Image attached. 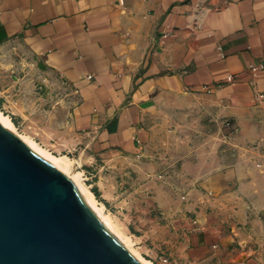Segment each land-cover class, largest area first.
<instances>
[{"label": "crops", "instance_id": "0c3cea01", "mask_svg": "<svg viewBox=\"0 0 264 264\" xmlns=\"http://www.w3.org/2000/svg\"><path fill=\"white\" fill-rule=\"evenodd\" d=\"M10 45L76 93L92 157L173 169L176 264H264V0H0Z\"/></svg>", "mask_w": 264, "mask_h": 264}, {"label": "rangeland", "instance_id": "374dc122", "mask_svg": "<svg viewBox=\"0 0 264 264\" xmlns=\"http://www.w3.org/2000/svg\"><path fill=\"white\" fill-rule=\"evenodd\" d=\"M77 99L71 87L28 49L10 45L0 52V110L14 123L12 133L72 159L96 200L134 239L140 255L154 264H176L180 235L187 233L178 226L196 217L177 209L188 200L171 177L164 179L173 169L148 172L139 162L92 157L71 125ZM159 195H164L168 211L159 206Z\"/></svg>", "mask_w": 264, "mask_h": 264}, {"label": "water", "instance_id": "95a60500", "mask_svg": "<svg viewBox=\"0 0 264 264\" xmlns=\"http://www.w3.org/2000/svg\"><path fill=\"white\" fill-rule=\"evenodd\" d=\"M0 264H142L73 182L0 125Z\"/></svg>", "mask_w": 264, "mask_h": 264}, {"label": "bare ground", "instance_id": "6f19581e", "mask_svg": "<svg viewBox=\"0 0 264 264\" xmlns=\"http://www.w3.org/2000/svg\"><path fill=\"white\" fill-rule=\"evenodd\" d=\"M0 125L11 133L15 131V126L11 118L6 116L1 110ZM18 138H20L33 152H36L37 155L39 154L40 157L64 173L73 182L90 210L95 214L104 227L133 255L135 259L137 258L142 264H154L152 261L147 260L140 255L139 250L135 248L134 239L127 234V231H125L122 224L118 222L115 216L107 213L105 211V206L96 200L93 193L84 183L82 172L74 169V162L72 159L66 156H56L50 153L27 136H19Z\"/></svg>", "mask_w": 264, "mask_h": 264}, {"label": "built area", "instance_id": "2783aa9c", "mask_svg": "<svg viewBox=\"0 0 264 264\" xmlns=\"http://www.w3.org/2000/svg\"><path fill=\"white\" fill-rule=\"evenodd\" d=\"M263 69H264V66H263L262 64H259V65H257V66H253V67L251 68V71L254 72V73H256V72H258V71H260V70H263ZM228 80L231 81V80H232V77H229ZM225 125H227V126L230 127V126H231V123H230L229 121H227ZM165 262H167V261H165Z\"/></svg>", "mask_w": 264, "mask_h": 264}]
</instances>
